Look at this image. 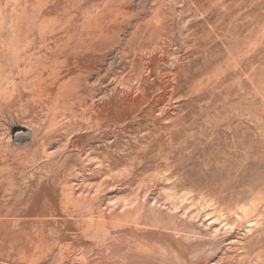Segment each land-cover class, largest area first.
<instances>
[{
	"label": "rangeland",
	"instance_id": "1",
	"mask_svg": "<svg viewBox=\"0 0 264 264\" xmlns=\"http://www.w3.org/2000/svg\"><path fill=\"white\" fill-rule=\"evenodd\" d=\"M5 46L0 264H264V0H0Z\"/></svg>",
	"mask_w": 264,
	"mask_h": 264
},
{
	"label": "bare ground",
	"instance_id": "2",
	"mask_svg": "<svg viewBox=\"0 0 264 264\" xmlns=\"http://www.w3.org/2000/svg\"><path fill=\"white\" fill-rule=\"evenodd\" d=\"M0 52H1V54H2V57H4V56L9 57L10 54H11V50H10L9 48H7L6 46H5L4 49L1 50ZM6 67H8V64H7L6 62H3L2 65L0 66V73H1ZM31 67H32L31 65H26V66H24L23 70L28 71V70H29L28 68H31ZM28 72H29V71H28ZM27 82H28V81H25V84H26ZM14 84H15V82H13V81H9V82H7L6 84H5V83L2 84V83L0 82V86H1V87H4V85H5L6 88H11V86H14ZM6 88H5V90H3V93H2V99L6 98V97H9V94H10V93L7 92L8 90H6Z\"/></svg>",
	"mask_w": 264,
	"mask_h": 264
}]
</instances>
